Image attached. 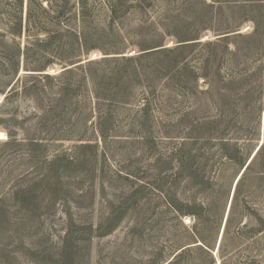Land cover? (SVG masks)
<instances>
[{
  "label": "rangeland",
  "instance_id": "rangeland-1",
  "mask_svg": "<svg viewBox=\"0 0 264 264\" xmlns=\"http://www.w3.org/2000/svg\"><path fill=\"white\" fill-rule=\"evenodd\" d=\"M53 1L72 61L0 0V264H264V0Z\"/></svg>",
  "mask_w": 264,
  "mask_h": 264
},
{
  "label": "trees",
  "instance_id": "trees-1",
  "mask_svg": "<svg viewBox=\"0 0 264 264\" xmlns=\"http://www.w3.org/2000/svg\"><path fill=\"white\" fill-rule=\"evenodd\" d=\"M43 1H45V3H46L45 6L43 4ZM21 2H22V0H18L17 3L19 4V6H20ZM35 5L38 7L37 12H35V10H34ZM38 11H41V13L43 14L42 16H44L46 14L45 18L49 19L51 21L52 25L59 26L60 23L63 22L62 18H64V17L67 21L66 23H69L64 30H61L60 28H56L52 31L44 32L47 35V39L49 40V42H50V40H56V39H59L61 37L66 36V35H67V37H69L71 39L72 46L70 48V55L66 57V59H68L67 61H72L75 57L80 55L81 51H85V50H83V46L85 47L87 45V43H86L87 38L85 36L88 32V27L83 24L80 28L79 27L77 28V25L75 22V19L77 17L76 11L72 12L70 10V8L66 7V4H65V6L64 5L61 6V5L57 4V2H54L53 0H27V10H26V32L27 33H29L31 26L35 27L36 25H38V23L41 22V17L38 15ZM110 12H111V14L114 15L116 13V8L112 6L110 8ZM19 29H20V25H19ZM27 35H29V34H27ZM38 43H40V42H38ZM86 49H88L87 46H86ZM158 50H160V49H156L153 51H158ZM10 59L13 60V57L10 56ZM27 60H28V57L25 56V54H24V63ZM92 62H93L92 60H88L86 62L87 63L86 65L89 66ZM73 63H74V61H73ZM80 67H82V64H78L76 66H73L72 68H66L60 72V76L72 73L75 69H79ZM24 68H25V70H30V69H26L27 64L24 65ZM40 70H44V69H40ZM17 73L18 72L16 69L14 71V74L16 75ZM38 75H39L40 79L41 78L52 79V78L56 77V76H53L49 73H44V74L40 73ZM60 76L57 75V77H60ZM39 77H37V78L39 79ZM11 90H12V87L8 90V93L11 92ZM10 94H6L5 98H7V96H9Z\"/></svg>",
  "mask_w": 264,
  "mask_h": 264
},
{
  "label": "bare ground",
  "instance_id": "bare-ground-1",
  "mask_svg": "<svg viewBox=\"0 0 264 264\" xmlns=\"http://www.w3.org/2000/svg\"><path fill=\"white\" fill-rule=\"evenodd\" d=\"M5 137V133L3 131H0V139H3Z\"/></svg>",
  "mask_w": 264,
  "mask_h": 264
}]
</instances>
